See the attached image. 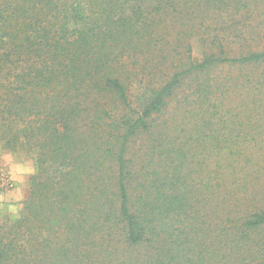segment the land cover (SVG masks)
<instances>
[{"label": "trees", "instance_id": "1", "mask_svg": "<svg viewBox=\"0 0 264 264\" xmlns=\"http://www.w3.org/2000/svg\"><path fill=\"white\" fill-rule=\"evenodd\" d=\"M0 152V264H264V0H0Z\"/></svg>", "mask_w": 264, "mask_h": 264}, {"label": "rangeland", "instance_id": "2", "mask_svg": "<svg viewBox=\"0 0 264 264\" xmlns=\"http://www.w3.org/2000/svg\"><path fill=\"white\" fill-rule=\"evenodd\" d=\"M3 154H8L12 157L11 161H5ZM16 165L21 169H28V171H19L18 175L22 176V179L17 183L13 176L12 166ZM35 173V164L32 159H28L23 154L0 152V195H3L5 199L0 200V212L1 214H7L13 217L9 211V206H17L18 215L21 210L22 203L25 201L29 191V179L31 175ZM16 174V173H15Z\"/></svg>", "mask_w": 264, "mask_h": 264}, {"label": "clouds", "instance_id": "3", "mask_svg": "<svg viewBox=\"0 0 264 264\" xmlns=\"http://www.w3.org/2000/svg\"><path fill=\"white\" fill-rule=\"evenodd\" d=\"M3 159L5 161H9L10 162L12 157L10 155H8V154H3ZM12 168H13V176H12L13 179L17 178L15 173H17L19 171H25V172L28 171V169H21V168L17 167L16 165H13ZM3 199H5V197L3 195H0V200H3ZM8 211L13 216V218H15V214L18 212V207L10 205L9 208H8Z\"/></svg>", "mask_w": 264, "mask_h": 264}, {"label": "crops", "instance_id": "4", "mask_svg": "<svg viewBox=\"0 0 264 264\" xmlns=\"http://www.w3.org/2000/svg\"><path fill=\"white\" fill-rule=\"evenodd\" d=\"M16 175V179H14L15 181H17V183L22 179V176L21 175H18L17 173L15 174Z\"/></svg>", "mask_w": 264, "mask_h": 264}]
</instances>
